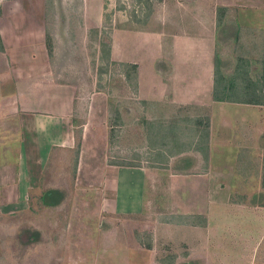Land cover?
<instances>
[{"label": "rangeland", "instance_id": "1", "mask_svg": "<svg viewBox=\"0 0 264 264\" xmlns=\"http://www.w3.org/2000/svg\"><path fill=\"white\" fill-rule=\"evenodd\" d=\"M5 1H0L5 11L21 14L33 12L35 6L43 4L44 38L50 51L49 68L43 70L47 72L43 79L71 83L75 100L72 147L45 148L41 171L26 196L7 194L0 199V264H163L170 260L171 264H264L263 150H232L231 169L236 178L231 200L240 206L230 214L233 221L227 223L229 228L211 239L205 229L192 227L198 224L194 215L162 214L156 207L140 214L114 213L96 186H77L73 182L75 143L81 135L75 131L85 120L91 93H103L106 123L107 119L112 123L115 99L124 98L128 92L122 90L119 65L107 62L105 47H101L104 44L110 50L113 29L161 31L163 41L173 33L198 35L203 31L202 25L209 30V20H202L199 25L192 14L207 15L214 5L218 38L215 60L218 66L228 69L229 95L254 103L264 101V0H216L217 5L215 0ZM220 3L223 5L218 6ZM21 87L26 91L27 86ZM6 90L15 91L13 86ZM2 108L0 102V166L17 155L16 144L21 135L18 118ZM243 110L248 116L245 119L256 125L257 117L251 109ZM165 112L180 115L177 110ZM125 117V126L119 119V125L111 127L105 161L141 165L146 157L139 149L145 142L144 116ZM130 118L140 123L141 130L132 125ZM156 120L166 125L171 116ZM178 126L176 135L193 134L190 123L180 121ZM107 131L108 125L106 137ZM43 136L49 144V135ZM250 144L256 146L255 139ZM7 170L13 175L16 168ZM4 171L0 169V174ZM258 217L259 224L255 223ZM240 218L247 222H239Z\"/></svg>", "mask_w": 264, "mask_h": 264}, {"label": "crops", "instance_id": "2", "mask_svg": "<svg viewBox=\"0 0 264 264\" xmlns=\"http://www.w3.org/2000/svg\"><path fill=\"white\" fill-rule=\"evenodd\" d=\"M42 8L43 4L35 6L33 12L21 14L5 11L0 6L3 22L0 24V102L4 105L1 110L18 118L21 134L16 144L17 155L0 166L1 170H6L0 174V199L7 194L26 196L41 171L42 151L51 145L71 148L73 143L75 87L69 82L43 79L49 62ZM216 14L214 5L207 15L193 13L192 17L199 25L202 20H209V30L202 25L199 28L203 31L198 35L173 33L165 41L161 31L113 29L110 60L133 64L136 70L135 91L129 89L120 74L122 90L125 88L128 92L124 98L115 99L116 108L123 126L127 122L125 116H144L145 142L139 149L146 157L138 166L105 161V97L97 90L91 93L85 120L80 124L79 148L73 168L74 185L96 186L99 196L109 202L110 211L140 214L156 207L162 214L194 215L198 224L192 227L205 229L210 239L229 228L227 223L233 221L230 214L240 206L231 200L236 178L231 169L232 150L264 152V101L246 103L241 98L230 97L228 69L219 64L217 75L213 73L218 43ZM100 19L99 14L95 22L99 23ZM8 86H13L15 91L4 92ZM21 86H27L26 91ZM243 108L251 109L257 117L256 125L245 119L248 116ZM168 110H177L180 115L165 112ZM166 115L171 116V120L176 118L173 116L193 120L208 117L205 159L195 149L201 145L198 132L188 133L186 137L183 133L182 137L181 132L171 136L170 129L166 130L169 122L163 125L156 120ZM130 121L141 130L140 123L132 118ZM193 129L194 125L190 130L193 132ZM44 134L49 135V144H46ZM172 138L181 141V149L172 146ZM251 139H255L256 146L250 144ZM11 167L16 168V172H11L13 175L7 172ZM29 174H32L31 178ZM258 219L260 217L257 224L260 223ZM238 221L247 222L241 218Z\"/></svg>", "mask_w": 264, "mask_h": 264}, {"label": "trees", "instance_id": "3", "mask_svg": "<svg viewBox=\"0 0 264 264\" xmlns=\"http://www.w3.org/2000/svg\"><path fill=\"white\" fill-rule=\"evenodd\" d=\"M44 42H45V48H46L47 55H48V54H50V51H49V49H48V47L46 45V39H45ZM103 46L105 47V54H106L104 56L105 60L107 62L114 63V62L110 61L109 56H108L109 47L107 45L105 46L104 44H101V47H103ZM116 64L119 65L120 74L123 76V79L125 80V82L129 85L131 91H135V89H136V70H135V65L127 64V63H116ZM213 73H214L215 76L218 73L217 63H216L215 58H214ZM213 99L216 100V95L214 94V92H213ZM109 111H110V109H109ZM112 113L114 115V117H113L114 121H111L112 123H110L111 119L109 121L107 119V125H108L107 138L108 139H110L111 127L113 125H116V124L119 125V123H120L119 116H118V111H117L115 106H114V108L112 110ZM72 121H73V119H72ZM180 121H184L185 123L188 122L192 126L194 125L193 133L198 132V137H199L198 141L201 142V145L196 146L195 149H197L201 153L203 159H205L206 158V140H207V134H208V130H207V128H208V117L204 116V117H201V118H198V119H195V120H193V119L191 120V119H188V118H181V119L176 118V119H173L172 121L170 120V124L168 126V129H170L169 133L171 134V136H173V135L175 136L177 134L176 132H177V129L179 128L178 123ZM75 132L80 134V130L79 129L77 131H75ZM171 144H172L173 147L176 148V150L177 149H181V141H179L178 139L172 138L171 139ZM78 148H79V140H77L76 143H75V157L77 156ZM107 163L113 164L112 162H109V161ZM114 165L138 166V164L134 163V162H123V163L114 164ZM163 264H171V260L169 262L163 263Z\"/></svg>", "mask_w": 264, "mask_h": 264}]
</instances>
